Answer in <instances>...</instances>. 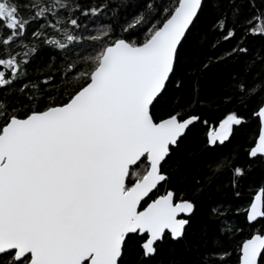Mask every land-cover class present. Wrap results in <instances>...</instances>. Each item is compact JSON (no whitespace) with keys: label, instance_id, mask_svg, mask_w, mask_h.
<instances>
[{"label":"snow or ice","instance_id":"1","mask_svg":"<svg viewBox=\"0 0 264 264\" xmlns=\"http://www.w3.org/2000/svg\"><path fill=\"white\" fill-rule=\"evenodd\" d=\"M0 264H264V0H0Z\"/></svg>","mask_w":264,"mask_h":264},{"label":"trees","instance_id":"2","mask_svg":"<svg viewBox=\"0 0 264 264\" xmlns=\"http://www.w3.org/2000/svg\"><path fill=\"white\" fill-rule=\"evenodd\" d=\"M212 23V18L209 16L202 28L201 32L204 34L203 39L194 43L189 49L186 63L195 67L201 62H207L210 56H217L222 54L226 49L231 47V44L225 42L222 47L213 49L210 45L213 42V32L210 30L209 25ZM258 43V42H257ZM48 60L47 54L41 57L38 63H44ZM239 70V64H210L209 67L203 71L200 75V88L204 96H212L214 93L221 89L228 87V73ZM255 72V70H253ZM203 139V132L197 131V133L190 137L189 141L185 145L186 152H195L198 150L200 141ZM259 180V173H256L250 180V183H255ZM249 193H245L244 200L248 199Z\"/></svg>","mask_w":264,"mask_h":264}]
</instances>
